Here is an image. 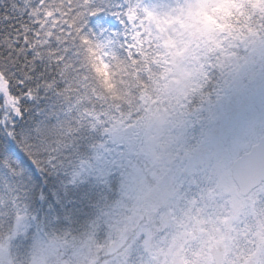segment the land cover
I'll return each instance as SVG.
<instances>
[{
    "label": "snow or ice",
    "instance_id": "obj_1",
    "mask_svg": "<svg viewBox=\"0 0 264 264\" xmlns=\"http://www.w3.org/2000/svg\"><path fill=\"white\" fill-rule=\"evenodd\" d=\"M0 264H264V0H0Z\"/></svg>",
    "mask_w": 264,
    "mask_h": 264
}]
</instances>
